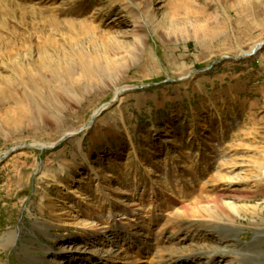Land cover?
<instances>
[{
    "label": "rangeland",
    "instance_id": "obj_1",
    "mask_svg": "<svg viewBox=\"0 0 264 264\" xmlns=\"http://www.w3.org/2000/svg\"><path fill=\"white\" fill-rule=\"evenodd\" d=\"M0 35V153L116 97L0 161V264L264 261V0H0Z\"/></svg>",
    "mask_w": 264,
    "mask_h": 264
},
{
    "label": "water",
    "instance_id": "obj_2",
    "mask_svg": "<svg viewBox=\"0 0 264 264\" xmlns=\"http://www.w3.org/2000/svg\"><path fill=\"white\" fill-rule=\"evenodd\" d=\"M263 45H264V39L261 40V42L258 44V46H257L255 49H253L249 54H247V53H246V54H241L240 56H238V57H234V58H235V59H239L240 57L252 56V55H254L255 52L258 51ZM222 58H228V56H224V57H222ZM115 98H116V97H115ZM115 98L112 99V100H110V101H108L107 103L101 105L98 109H96V110L92 113L91 118H90V120L88 121V123L85 124L84 126H82L81 128H79V130H77V131H75V132H69V133H66V134H64L60 139H58L57 141H55V142H53V143H51V144H45V143H44V144H40L39 142H34V143H33V142H32V143L29 142V143H25V144L18 145V146L14 147V148L8 149V150H6V151L0 153V161L3 160V159H5V158H6V157H7L12 151H15L16 149H21V148H25V147H28V148H39V149H45V148L50 149V148H53V147H55L56 145L60 144L64 139H67V138H70V137H73V136L77 135L80 131H82L83 129L89 127V126L93 123L95 117H96L97 115H99L100 112H101L105 107H107L108 105H110L111 103H113V102L115 101Z\"/></svg>",
    "mask_w": 264,
    "mask_h": 264
},
{
    "label": "bare ground",
    "instance_id": "obj_3",
    "mask_svg": "<svg viewBox=\"0 0 264 264\" xmlns=\"http://www.w3.org/2000/svg\"><path fill=\"white\" fill-rule=\"evenodd\" d=\"M33 13V12H32ZM0 40L3 42V40H4V38L0 35ZM260 43V42H259ZM259 43H257L255 46H253L252 48L253 49H255L257 46H258V44ZM4 46H6V45H4ZM251 48V49H252ZM249 50L250 52L253 50ZM250 52H244V53H242V54H249ZM114 60V59H113ZM87 65V64H86ZM83 67L84 68H86L85 67V65H83ZM41 144V143H40ZM256 238H258V239H260V241H261V243H262V245H261V250H260V255H262L263 257H264V234H261V233H258V234H256V236H255ZM255 264H264V261H261V262H259V263H255Z\"/></svg>",
    "mask_w": 264,
    "mask_h": 264
}]
</instances>
